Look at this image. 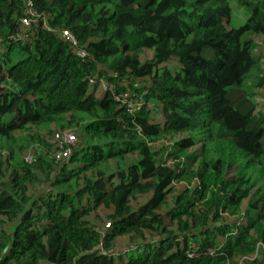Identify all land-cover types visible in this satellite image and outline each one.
I'll return each mask as SVG.
<instances>
[{"label":"trees","instance_id":"obj_1","mask_svg":"<svg viewBox=\"0 0 264 264\" xmlns=\"http://www.w3.org/2000/svg\"><path fill=\"white\" fill-rule=\"evenodd\" d=\"M262 39L264 0H0V264H264Z\"/></svg>","mask_w":264,"mask_h":264},{"label":"rangeland","instance_id":"obj_2","mask_svg":"<svg viewBox=\"0 0 264 264\" xmlns=\"http://www.w3.org/2000/svg\"><path fill=\"white\" fill-rule=\"evenodd\" d=\"M234 9V8H233ZM234 11V16L236 15V12H237V10L236 9H234L233 10ZM238 17V16H237ZM235 23V22H234ZM262 41V45H261V47H259L258 48V52H260L261 54H264V39H262L261 40ZM151 57V55H150V53L149 52H144V53H142V55H141V59L142 60H147V59H149ZM260 68H261V70H264V60H262L261 61V63H260ZM101 88H103V87H101ZM101 88H99V96L102 94V89ZM254 101L255 102H257V103H259V102H261V101H264V90H258V92L255 94V96H254ZM69 133H71V134H74V132L73 131H68ZM53 136H49V137H47V142L51 145L50 146V154H51V156L53 157V158H55L56 160L57 159H60L59 158V152H58V148H59V141H57V135L56 134H58L59 133V130H57L56 128H53ZM60 135V134H59ZM58 135V136H59ZM178 139V137L176 136H170V137H167L166 139H165V143L168 145V144H171V143H173V140L175 141V140H177ZM28 156V154H26L25 155V157H27ZM63 160H67V158H64ZM58 161V160H57ZM185 184H173L172 185V189H174L175 191V194H178V192L180 191V190H183V189H185ZM188 188H190V186H188ZM171 198V195L168 197V199H170ZM145 200H146V198H139V199H137L136 201H134L133 203H132V205L134 206V207H138L139 205H142V204H144V202H145ZM170 202V201H169ZM105 217H106V212L105 211H103V210H98L97 212H95V213H93V214H91L90 215V222L96 227V229H100V232H105V230H107V228H109V227H107V222H106V220H105ZM128 245H130V242H129V240L127 239V238H117L114 242H113V249L111 250V252H118V251H120V250H123V249H125Z\"/></svg>","mask_w":264,"mask_h":264},{"label":"built area","instance_id":"obj_3","mask_svg":"<svg viewBox=\"0 0 264 264\" xmlns=\"http://www.w3.org/2000/svg\"><path fill=\"white\" fill-rule=\"evenodd\" d=\"M26 13L28 15V18H25L21 21V24L24 27H28L31 24V22H33V19L36 18V14L32 11L30 4L27 5ZM61 37L67 40L68 42H70L71 45H75L74 39L70 36L68 32H63L61 34ZM78 55L81 56L82 53H78ZM59 134H56L57 135L56 139L57 141H59V145H60L59 148L57 149L60 154L59 155L60 159H57L58 161L63 160L64 158H67L70 152V148L76 144V137L74 134H71L68 131L59 133ZM63 147H65L66 149L64 150ZM107 227L109 226L107 225Z\"/></svg>","mask_w":264,"mask_h":264}]
</instances>
